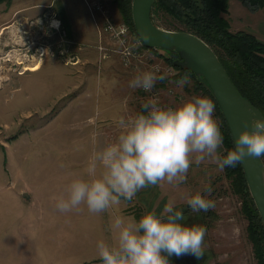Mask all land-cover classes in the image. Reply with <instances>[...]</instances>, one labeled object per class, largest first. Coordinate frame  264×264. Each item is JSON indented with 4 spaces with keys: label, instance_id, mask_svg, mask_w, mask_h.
<instances>
[{
    "label": "rangeland",
    "instance_id": "374dc122",
    "mask_svg": "<svg viewBox=\"0 0 264 264\" xmlns=\"http://www.w3.org/2000/svg\"><path fill=\"white\" fill-rule=\"evenodd\" d=\"M106 5L113 22L124 21L113 0H106ZM251 7L242 0H231L225 17L232 31L245 30L264 41V9ZM71 14L85 26L89 20L96 29L84 0H12L11 4L0 3V21L9 20L12 25L5 29L7 27L2 28L0 23V156L6 169L9 160V169L15 176L17 199H22L21 192L30 186L32 172L49 175L51 171L53 173L61 169L59 164L67 169L72 165L71 159L75 154L82 156L81 164L85 169L91 151L106 144L109 138L116 137V128L109 130L104 127L108 118L117 119L122 113L120 108H104L106 94H109L107 82L99 76L104 59L110 57L118 69L127 68L135 74L152 70L149 65L151 62L163 63L164 60L149 49H138L136 42L139 38L130 30L127 40L137 57L132 59L134 63L125 66L110 36L104 38L98 34L96 43L95 40L78 41L73 38L67 28ZM55 20L59 21L60 29L52 26ZM159 20L166 29L177 30L181 27L164 14L159 16ZM100 44L108 48V57H101ZM92 50H96L97 54L99 52L100 56L99 60L93 62L96 75L93 78L88 75L90 72L86 73L83 69L85 66L78 64L80 57H87L90 61L86 62L91 63V59L96 57V53H91ZM160 53L166 55L165 52ZM41 58L43 62L39 70L23 69ZM178 80L171 78L169 86L162 85L164 81H157L151 93L142 89H138V92L137 89L125 91L118 82H111L113 85L110 90L128 95L127 101L129 95L136 93L137 106H142L149 99H155L161 106H176L177 102L180 104L194 98L193 94L184 92V85L177 86L175 82ZM86 92L90 95V101L93 96L94 100L98 98L96 105L99 108H74L88 100ZM76 96V101L69 108H61ZM125 111L132 113L129 108H125ZM213 117L219 122L215 111ZM224 151L220 149L221 156ZM69 170L73 169L66 171ZM211 174L212 177H207L204 185L210 184L212 192L207 197L214 201L215 207L208 212H191L185 202L188 196L185 194V184L173 187L164 183L163 190L169 195V201L174 202L175 208L184 212L186 224L206 228L202 264H256L253 246L248 238V220L242 213V198L232 191L231 180L225 176V169L221 172L215 169ZM191 189L193 191L189 195L195 194L194 189ZM200 189L198 192L203 193V185ZM2 194L5 193H1L0 197ZM141 196L142 207L131 210L137 218L149 211L157 214L162 212L159 209L161 206L164 208L160 203L164 195L160 186L144 188ZM6 204L0 203V206ZM1 215L6 214L0 210ZM90 217L94 218V215ZM18 218L16 216L15 223ZM1 236L3 238V233ZM7 253V243L1 241L0 264H13L8 260Z\"/></svg>",
    "mask_w": 264,
    "mask_h": 264
},
{
    "label": "clouds",
    "instance_id": "9594fccd",
    "mask_svg": "<svg viewBox=\"0 0 264 264\" xmlns=\"http://www.w3.org/2000/svg\"><path fill=\"white\" fill-rule=\"evenodd\" d=\"M54 21L53 26L58 27ZM159 69L138 72L129 81L132 89L151 92L157 81L168 73ZM187 74L175 83L188 84ZM143 111L121 116L117 120L116 138L95 147L86 162L84 175L75 176L54 196V207L60 213L79 212L86 207L89 214L99 215L118 209L122 201H132L149 186L167 183L173 187L186 182L193 163L214 162L218 169L236 167L245 156L264 157V114L253 118L251 129L245 127L235 135V145L221 156L224 137L214 119L215 104L197 96L176 106L158 105L155 99L142 104ZM212 192L206 184L204 192L185 197L191 212H208L215 207L207 197ZM185 214L174 202L165 204L162 212L149 211L139 219L123 214L110 215L111 241L96 242L97 257L102 264H170L169 257L204 254L206 228L188 225Z\"/></svg>",
    "mask_w": 264,
    "mask_h": 264
},
{
    "label": "crops",
    "instance_id": "0c3cea01",
    "mask_svg": "<svg viewBox=\"0 0 264 264\" xmlns=\"http://www.w3.org/2000/svg\"><path fill=\"white\" fill-rule=\"evenodd\" d=\"M69 19L67 28L73 38L78 41L85 39L91 42L95 40V43L98 42V32L89 20H87L88 25L85 26L73 14H71V18ZM0 23L2 24V28L7 27L5 29H9L12 26L9 24V20L4 19ZM95 51H91L94 55L96 53V57L95 59H91L93 60L91 63L86 62V60H89L87 57L78 58V64L85 66L83 69L86 70V73L90 72L88 75L91 78L96 76L93 62L100 58L99 52L97 54ZM134 75L135 73L129 71L127 68L118 69L110 57L104 59L99 74L100 78H104L108 84L107 90L109 94H106L104 108H120L122 113L119 117H128L143 111V109L137 110V108H142V106L140 104L137 106L138 99L136 93L129 95L127 101L128 95L123 96L119 91L110 90L113 85L111 82H118L120 88L125 91L133 90L129 87V81ZM188 77L190 82L184 85V92L193 94L194 97L203 96L201 91L195 90L193 78L190 75ZM169 80L171 79L166 78L162 85L169 86ZM138 91L137 89L136 92ZM86 95V99L88 100L77 104L74 108H99L96 105L98 98L94 100L93 96L91 98L92 101H90V95L87 92ZM77 96L69 99L61 108H69L76 101ZM125 108H129L132 113H126ZM118 118H108L105 121L104 127L109 130L116 128L118 132L116 123ZM115 138H109L106 143L112 142ZM5 147L6 157L9 159L7 146ZM218 153L220 154V149H218ZM22 157L26 156L23 155ZM81 158L82 156L79 154L72 156V165L67 169L73 170L66 171L67 169L63 168L62 164H59V168L61 169H56L53 173L51 171L49 175L32 172L31 178L29 177L30 186L25 189L26 191L21 192L22 199H17L14 189L15 176L9 169V160L6 169L0 156V194L5 193L0 197V203H7L2 207L0 206L1 212H5L6 214L0 216V242L6 241L7 249L9 248L7 257L13 264H102V261L97 257L96 242L100 239L111 241L112 235L109 228L110 215L123 214L139 219L131 210L142 207L143 202L140 197H142L143 189L136 194L132 201H122L118 209L94 215V218L90 217L92 214H89L86 207H82L79 212L71 213H60L55 209L53 197L61 194L65 184L70 179L85 174ZM215 169L221 172L211 160H205L199 166L193 161L187 173V180L183 183L187 187H183L186 192L185 194L189 195L193 191L191 188L195 192L200 191L202 185L204 188V182H206L207 177H212L211 172ZM183 184L181 185L183 186ZM159 186L164 195L160 203L165 206L169 202V195L163 190L164 183ZM24 192L30 194L28 200L23 197ZM9 207L12 208L11 211H9ZM159 210H163V206ZM16 216H19V218L15 223ZM2 233L3 238L1 236ZM6 234L7 240L5 239Z\"/></svg>",
    "mask_w": 264,
    "mask_h": 264
},
{
    "label": "trees",
    "instance_id": "16d2710c",
    "mask_svg": "<svg viewBox=\"0 0 264 264\" xmlns=\"http://www.w3.org/2000/svg\"><path fill=\"white\" fill-rule=\"evenodd\" d=\"M113 1L117 4L123 20L129 24L131 32L138 37L132 17L133 0ZM230 1L156 0L152 17L159 26H163L159 16L164 14L165 17H170L181 25L177 30L188 31L204 39L218 54L240 93L264 114V41L248 31L231 30L230 23L225 17L229 12ZM242 1L255 9H264V0ZM3 2L11 4L12 0H0V3ZM145 47L158 54L168 64H173V60L178 56L173 51ZM161 51L166 55L160 53ZM176 69L178 71L176 79H180L185 74L190 75L194 80L195 90L201 91L204 97L210 98L215 104V114L219 117L217 123L224 137L223 155H226V150L233 149L235 144L219 105L208 87L198 82L194 74L178 67ZM225 176L231 180L232 191L242 198V213L248 220V238L253 246L256 264H264V224L249 192L240 163L234 168L226 167Z\"/></svg>",
    "mask_w": 264,
    "mask_h": 264
},
{
    "label": "water",
    "instance_id": "95a60500",
    "mask_svg": "<svg viewBox=\"0 0 264 264\" xmlns=\"http://www.w3.org/2000/svg\"><path fill=\"white\" fill-rule=\"evenodd\" d=\"M156 0H133L132 17L137 36L149 48L177 53L174 66L188 70L198 82L204 83L219 105L232 134L245 127L251 129L253 118L263 112L248 98L244 97L222 64L218 54L204 39L184 30H170L159 26L152 17ZM249 192L264 224V160L245 156L240 162ZM28 200L30 194L23 193ZM173 264H197L192 255L172 256Z\"/></svg>",
    "mask_w": 264,
    "mask_h": 264
},
{
    "label": "built area",
    "instance_id": "2783aa9c",
    "mask_svg": "<svg viewBox=\"0 0 264 264\" xmlns=\"http://www.w3.org/2000/svg\"><path fill=\"white\" fill-rule=\"evenodd\" d=\"M85 3L88 6L89 12H91V16L96 24V29L98 31V34L101 37L103 36L104 38L106 37V35L110 36L112 42L118 48V50H115V51L121 54V59L125 66H130L132 63H134L135 61L132 59L134 57H137V53L129 45V41L127 40V36H129L130 30H131L129 24L124 21L113 22V19L111 20V17L107 13L106 0H85ZM97 20H99V22ZM102 20L104 21L102 22ZM58 29H60V27ZM136 43H137L138 49L140 50L147 49L140 39H137ZM98 48L102 54L101 55L102 58L108 57L107 52H106L108 48L105 45L102 46L100 44ZM142 53L145 56V53L144 52ZM149 65H151L152 70H155V69L160 70L157 73L158 75H161L167 72L168 73L167 78L169 79L174 78L176 74L178 73L174 64H168L164 61L163 63L151 62L149 63ZM170 90L173 92L172 89ZM151 92H153V89ZM151 92H147V93H151ZM154 96H155V92H154Z\"/></svg>",
    "mask_w": 264,
    "mask_h": 264
},
{
    "label": "bare ground",
    "instance_id": "6f19581e",
    "mask_svg": "<svg viewBox=\"0 0 264 264\" xmlns=\"http://www.w3.org/2000/svg\"><path fill=\"white\" fill-rule=\"evenodd\" d=\"M55 21H58V20H55ZM54 22V21H53ZM59 22V21H58ZM61 25V24H60ZM52 26H53V23H52ZM54 27H56V26H54ZM59 28V25H58V27H56V29H58ZM45 51V50H44ZM42 62H43V60H42V58L41 59H39L35 64H33V65H26L23 69L24 70H29V71H35V70H38L39 68H40V66H41V64H42Z\"/></svg>",
    "mask_w": 264,
    "mask_h": 264
},
{
    "label": "flooded vegetation",
    "instance_id": "af4514ba",
    "mask_svg": "<svg viewBox=\"0 0 264 264\" xmlns=\"http://www.w3.org/2000/svg\"><path fill=\"white\" fill-rule=\"evenodd\" d=\"M170 263H172L173 264V262H172V258L170 257ZM197 264H202V257H200L199 259H198V262H197Z\"/></svg>",
    "mask_w": 264,
    "mask_h": 264
}]
</instances>
